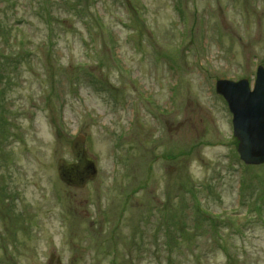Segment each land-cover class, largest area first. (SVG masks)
Segmentation results:
<instances>
[{"label":"rangeland","instance_id":"1","mask_svg":"<svg viewBox=\"0 0 264 264\" xmlns=\"http://www.w3.org/2000/svg\"><path fill=\"white\" fill-rule=\"evenodd\" d=\"M258 67L264 0H0V264H264V164L215 92Z\"/></svg>","mask_w":264,"mask_h":264},{"label":"water","instance_id":"2","mask_svg":"<svg viewBox=\"0 0 264 264\" xmlns=\"http://www.w3.org/2000/svg\"><path fill=\"white\" fill-rule=\"evenodd\" d=\"M215 92L222 96L232 115L233 136L238 141L237 153L248 166L264 164V69L258 67L252 87L247 80L233 82L219 80ZM85 136L78 135L71 145L74 162L59 160L56 164L58 179L72 188L84 187L96 175L94 161L84 149ZM54 256H51L52 263ZM57 264L60 261L57 260Z\"/></svg>","mask_w":264,"mask_h":264}]
</instances>
